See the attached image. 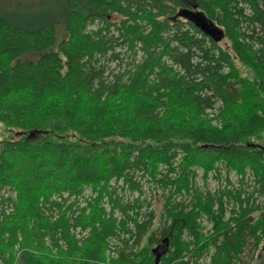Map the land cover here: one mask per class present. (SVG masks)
I'll return each mask as SVG.
<instances>
[{"label": "trees", "instance_id": "obj_1", "mask_svg": "<svg viewBox=\"0 0 264 264\" xmlns=\"http://www.w3.org/2000/svg\"><path fill=\"white\" fill-rule=\"evenodd\" d=\"M84 1L0 17V264H264V0Z\"/></svg>", "mask_w": 264, "mask_h": 264}, {"label": "rangeland", "instance_id": "obj_2", "mask_svg": "<svg viewBox=\"0 0 264 264\" xmlns=\"http://www.w3.org/2000/svg\"><path fill=\"white\" fill-rule=\"evenodd\" d=\"M71 2L75 3V7L77 9H87L84 0H0V17L27 29H35L42 24L51 23L54 25L57 31L58 43L66 36L63 21L68 9L70 8ZM218 43L220 46H225L229 44V41L226 38H223V40ZM37 57L38 56L36 55L30 57L26 56V58L29 60L36 59ZM15 131L18 130L7 127L3 122L0 121V139L8 138L12 135H14L13 137H19L20 134H16ZM197 173L198 183L201 184V182L203 183L202 170L198 169ZM223 175H225V173H223ZM236 176L237 174L235 172H231L230 178L234 186H237L238 183V178H236ZM137 177L140 179L142 184L141 186L144 193L143 195H151L153 197L152 207L158 216L161 211L162 201L160 198L154 197L153 193L155 192L156 188L152 183V178L149 180V178H147L145 174H142L141 172L137 173ZM110 184L115 186L116 192H118L119 195H125V199H131L137 196V192L132 194L133 191L121 180L115 182V180L112 179ZM220 184H224L225 186L228 185L227 182L223 181L222 183L221 181H216L213 177H210L208 180V186L211 189H217ZM91 195L95 196L96 194L93 192L92 187H87L82 194L78 195L77 197L76 195L72 196L71 198H73V201L78 200L83 205H86V200H88ZM14 196L16 197V194H14ZM69 202L71 201L69 200L68 203ZM105 207L107 211H109V202L105 201Z\"/></svg>", "mask_w": 264, "mask_h": 264}, {"label": "water", "instance_id": "obj_3", "mask_svg": "<svg viewBox=\"0 0 264 264\" xmlns=\"http://www.w3.org/2000/svg\"><path fill=\"white\" fill-rule=\"evenodd\" d=\"M196 23L201 24V28L204 32L209 34L216 42H220L224 38V33L222 30L216 27H211L205 21H202L197 15H192L191 17Z\"/></svg>", "mask_w": 264, "mask_h": 264}, {"label": "built area", "instance_id": "obj_4", "mask_svg": "<svg viewBox=\"0 0 264 264\" xmlns=\"http://www.w3.org/2000/svg\"><path fill=\"white\" fill-rule=\"evenodd\" d=\"M236 178H238V175L236 176Z\"/></svg>", "mask_w": 264, "mask_h": 264}, {"label": "flooded vegetation", "instance_id": "obj_5", "mask_svg": "<svg viewBox=\"0 0 264 264\" xmlns=\"http://www.w3.org/2000/svg\"><path fill=\"white\" fill-rule=\"evenodd\" d=\"M192 17V15H190Z\"/></svg>", "mask_w": 264, "mask_h": 264}]
</instances>
